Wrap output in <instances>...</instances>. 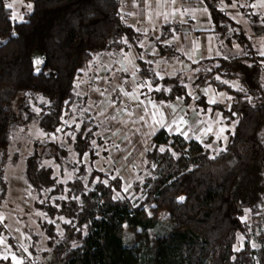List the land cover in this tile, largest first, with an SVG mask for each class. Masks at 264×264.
I'll list each match as a JSON object with an SVG mask.
<instances>
[{"label":"trees","instance_id":"obj_1","mask_svg":"<svg viewBox=\"0 0 264 264\" xmlns=\"http://www.w3.org/2000/svg\"><path fill=\"white\" fill-rule=\"evenodd\" d=\"M11 1L0 0L1 200L7 193L6 154L13 134L32 124L49 135L57 134L74 106L81 109L87 105V97L77 95L75 82L104 53L135 49L140 56V81L150 85L146 95L157 102L170 103L177 97L188 101L189 76L194 78V89L212 86L226 92L231 96L226 103L209 104L201 97L197 104L220 113L227 125L236 123L228 132L226 146L217 154L207 147L211 139L200 143L159 131L144 156L147 168L154 166L152 176L143 184L134 183L136 191L142 189L145 195L140 204L115 199L113 191L100 183L97 188L105 191L103 202L94 204L82 218L87 234L72 236L81 245L73 249L59 245L48 255L47 264H264V229L256 236L260 247L254 250L250 227L243 221L249 212L253 231L264 226V216L260 220L258 215L264 203V67L256 60L258 50L250 36L222 8V0H181L202 4L209 11L221 56L192 64L189 76L162 78L153 56L143 57V34L122 16V0H24L33 4V10L21 22L12 19V9L7 7ZM181 27L166 25L158 38L151 37L159 57L185 58L166 44ZM35 50L44 54L39 72L34 68ZM234 81L239 82V89L231 86ZM96 130L93 123L85 121L76 130L72 145L81 162L80 177L87 172L84 156L95 160ZM33 145L26 159L27 182L37 196L51 188L59 193L65 185L45 162L63 166L69 160V150L52 141ZM96 176L110 179L93 170L91 177ZM79 180L67 185L83 195ZM117 182L121 191L123 181ZM36 209L52 218L75 219L79 215L76 203L62 202L59 211L42 205ZM163 212L169 221L160 219ZM41 228L53 246L57 237L54 225L43 223ZM238 234L244 242L235 250Z\"/></svg>","mask_w":264,"mask_h":264},{"label":"rangeland","instance_id":"obj_2","mask_svg":"<svg viewBox=\"0 0 264 264\" xmlns=\"http://www.w3.org/2000/svg\"><path fill=\"white\" fill-rule=\"evenodd\" d=\"M152 2L153 3L148 6L150 15L152 17L156 16L155 18L153 17L154 22H156L157 17H164L166 14H169L170 4L168 2L164 5H162L163 0H153ZM231 2V4H228L225 0H222V8L235 22L241 25L250 36L254 47L258 50L259 58L256 60H259L264 67V0H254V2H250V0H231ZM10 4L13 5L12 16L15 14V21L17 22L24 21L25 15L33 10V4L31 2H25L24 0H12ZM29 5H31V7H28ZM139 5L140 7L138 8H141V0L139 1ZM124 13L123 11L122 14ZM255 16H259L258 20L252 21L251 18ZM136 26L141 30L151 31L153 34L160 32V27L150 28L149 23L147 27L141 22ZM144 27L148 29H144ZM258 28H262L263 31ZM33 59L35 71L39 72L44 63V54L39 50H35ZM37 61L39 62L37 63ZM238 83H233V86L237 88ZM103 93V100L101 99L102 102L100 101V104L98 103V107L95 106V104L92 105L95 110L98 108L96 112H93L95 111L93 109L88 111L84 108L77 109V107L74 106L72 108V113L66 114L65 124L57 134L49 135L40 130L36 124L24 127L13 134L11 145L6 154L8 164L6 166L5 179L8 187L6 196L3 200H1L2 189L0 188V264H16V260L12 259L13 256L21 261V264H43L42 261L45 260L47 264L48 255L50 256L59 245H69L68 247H70V249L79 247L81 245L80 242L73 241L72 236L80 232L82 237L87 234L88 226L85 223L82 224V218L87 215L94 204L98 201L103 202V194L105 191L97 188V186L100 187L102 181H107V184L103 183V185L106 187V190L113 191L115 199H128L135 205H139L144 199L145 195L142 189L137 192L134 183L140 182L143 184L146 178L152 176L154 166H151V168H147L146 166L147 162L144 156L147 149L145 151H139V149H134V144H132L133 149L131 150H125L123 148H118V150L117 147L119 146L113 147L115 145L114 143L120 140L118 139L120 137L119 134L115 136L111 133H113V131H120L121 126L127 127V123L123 122L122 119L118 117V111L114 108V102L112 104L110 101L111 94H106L105 91H103ZM218 93V99L225 100L226 97H228L226 92ZM34 108L39 112L38 107L34 106ZM109 109H113V111L110 112ZM113 114L115 116L114 119L116 117L117 119L113 120L109 117ZM84 121L93 124L99 121V128L96 135L97 137L101 136V139L103 138L105 140L102 139V142L94 140L95 160L91 162L88 154L84 157L83 163L85 164L87 172L80 177L81 162L78 160L77 153L74 151L72 143L76 139L78 135L77 131L81 129V125ZM133 131L132 128L131 131L127 130V133L124 134L125 137L132 135ZM111 137L114 138V142H111ZM36 141H41L43 143L49 141L57 142L69 150V160L65 161L63 166L54 163L52 160L45 162V164L54 168L55 176L58 178V181L65 185L59 193L55 190L56 188H51L43 190L37 196L33 188L27 182L25 174L26 159L32 154L33 144ZM127 143L131 144V142L125 141L124 145ZM111 144L113 145L111 146ZM215 145L212 146L213 149L210 148L213 154H217L222 148H217L218 146ZM108 152H114L115 157L117 156L120 158L117 166H114V171H112L111 167L113 160H111L110 157L109 159L107 158ZM116 160L117 158H115L114 161ZM93 170L102 173L110 171L111 176L108 175L110 179H101L99 176L92 178L91 175ZM97 177L99 179H96ZM78 179H80L79 181L82 184L83 190L81 192L83 195L77 194L75 187L72 186L70 188L67 185L70 182L75 184V181ZM118 179L123 181L122 188L120 189L121 191H119V188L116 186ZM52 192L55 193L52 194ZM62 202H66L67 204L76 203L79 209L77 214L80 216L77 215V217L73 219L63 215H56L52 218L46 212L36 209L38 205H42L44 208L53 210L55 208L59 211ZM258 215L261 220L264 216V203L260 205V213ZM160 219L162 221H169V216L167 213L163 212L160 215ZM243 221L250 227L253 249L258 250L260 244L256 236L263 231L264 226H259L253 231L252 215L249 212L244 216ZM43 223L47 225L53 224L55 227L57 237L53 246H49V238L44 231H42L41 224ZM67 227H69V229H67ZM243 242L244 237L238 234V243L235 245V250H239ZM256 264H258L257 261Z\"/></svg>","mask_w":264,"mask_h":264},{"label":"crops","instance_id":"obj_3","mask_svg":"<svg viewBox=\"0 0 264 264\" xmlns=\"http://www.w3.org/2000/svg\"><path fill=\"white\" fill-rule=\"evenodd\" d=\"M139 1L122 0L120 11L121 14L124 11L125 15L122 14V16H126L124 18L143 34L141 42L143 57H146V55L153 56L152 62L160 78L162 76L176 77L178 74L189 76L192 72V64L221 56L217 39L211 32L210 14L205 6L184 3L181 0H163L162 5L167 2L170 4L169 14L164 17H157L156 22H154L153 17L156 16L152 17L150 15L148 6L153 3V0H141V8H138L140 7ZM140 22L145 27L148 26V23L150 28L160 27V32L161 28L166 25H181V29L167 40L166 44L174 46L185 58L178 60L176 58L159 57L158 49L151 37L158 38L160 32L153 34L151 31L141 30L136 26ZM145 27L144 29H148ZM139 58L140 56L135 49L98 55L88 69L77 77L78 81L76 79L77 82H75L77 95L87 97V105L83 108L88 111L95 110L92 105L97 106L100 101L102 102L103 91L106 94H111L110 101L112 104L114 102L118 117L127 123V127L121 126L120 131L111 133L115 136L119 134L120 137H117L120 140L114 143L113 147L119 146L117 149L131 150L133 149L132 144H134V149H139V151L147 149L146 151H148L153 137L164 129L169 134L183 136L187 141L195 140L205 143L211 139L207 147L213 149L212 146L216 144L217 148H224L228 142V132L233 130L236 123L227 125L220 113L213 112L211 109H203L198 106L197 101L201 97H206L209 104H223L230 96L228 95L225 100L218 99L217 94L219 93L212 86H201L194 89L192 87L194 78L189 76L187 83L188 101L183 99H177L170 103L154 101L146 95L150 89L149 86L140 81L138 75ZM235 82L238 83V81H234L230 84L234 89H238L240 84L238 83V87L235 88L233 86ZM141 101H143V104L140 103ZM96 110L93 112H96ZM109 110L110 112L113 111V109ZM109 117L113 120L117 119V117L114 119V114ZM141 117L143 118L141 119ZM98 123L99 121L94 123L97 129L95 135L98 132ZM131 128L134 130L132 135L125 137L124 134L127 133V130L131 131ZM96 139L101 142L105 140L103 138L102 140L101 136L97 137V135ZM112 141L114 142V138L111 137ZM125 141L131 142V144L124 145ZM114 152H108L107 154L108 159L110 157L114 161L117 158L116 161H112V171H114V166H117L120 160L119 157H115ZM109 172L107 171L105 174L111 176V172Z\"/></svg>","mask_w":264,"mask_h":264},{"label":"snow or ice","instance_id":"obj_4","mask_svg":"<svg viewBox=\"0 0 264 264\" xmlns=\"http://www.w3.org/2000/svg\"><path fill=\"white\" fill-rule=\"evenodd\" d=\"M253 6H255V5H253ZM7 7H8L9 9H12V8H13V5H12V4H8ZM28 7H31V5H29ZM12 19H14V20L16 19L15 14H13ZM38 62H39V61H37V63H38ZM217 78H219V77H217ZM149 88H150V90H151L150 85H149ZM157 90H159V89H157ZM125 94L127 95V93H125ZM177 99H179V97H177ZM140 103L143 104V101H141ZM142 118H143V117H141V119H142ZM58 131H59V129H58ZM93 143H94V141H93ZM160 151H163V149L161 148ZM96 179H99V178L97 177ZM102 183L107 184V181H106V180H105V181H102ZM12 259H13V260H16V264H21V261L17 260V258H16L15 256H13Z\"/></svg>","mask_w":264,"mask_h":264},{"label":"built area","instance_id":"obj_5","mask_svg":"<svg viewBox=\"0 0 264 264\" xmlns=\"http://www.w3.org/2000/svg\"><path fill=\"white\" fill-rule=\"evenodd\" d=\"M61 258H62V256H61ZM46 261V260H45ZM45 261H42L43 262V264H46V262Z\"/></svg>","mask_w":264,"mask_h":264}]
</instances>
